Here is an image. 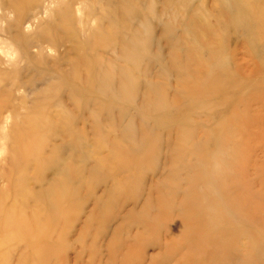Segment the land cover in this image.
Masks as SVG:
<instances>
[{
  "label": "rangeland",
  "instance_id": "obj_1",
  "mask_svg": "<svg viewBox=\"0 0 264 264\" xmlns=\"http://www.w3.org/2000/svg\"><path fill=\"white\" fill-rule=\"evenodd\" d=\"M0 203V264H264V0H0Z\"/></svg>",
  "mask_w": 264,
  "mask_h": 264
},
{
  "label": "bare ground",
  "instance_id": "obj_2",
  "mask_svg": "<svg viewBox=\"0 0 264 264\" xmlns=\"http://www.w3.org/2000/svg\"><path fill=\"white\" fill-rule=\"evenodd\" d=\"M27 125L28 126H33V125H35L34 123H31V125H30V123H27ZM25 129V131H26V134H22V139H23V142L22 143H28V138L29 137H31L30 136V134H33V130L30 128V130H29V128L28 127H25L24 128ZM20 138V137H19ZM33 138V137H32ZM46 138V137H45ZM34 139H36L35 137H34ZM38 142H40L39 140H37ZM35 143V142H34ZM39 144V143H38ZM30 145V144H29ZM31 146V145H30ZM33 147V146H32ZM26 148V147H25ZM43 148V147H42ZM41 149V148H40ZM26 150H28V149H26ZM33 150V149H32ZM31 150V151H32ZM27 153V152H26ZM37 153H39V152H37ZM18 155V154H17ZM31 155V154H30ZM33 157V156H32ZM31 159V158H30ZM22 160V159H21ZM28 161V160H27ZM30 162H31V160H30ZM27 165V164H26ZM25 168V167H24ZM24 171V170H23ZM26 171V170H25ZM22 172V171H21ZM22 176H24V175H22ZM19 181V180H18ZM22 183V182H21ZM21 186V185H20ZM19 186V187H20ZM18 187V186H17ZM67 189V188H66ZM27 191V190H26ZM25 191V192H26ZM28 192V191H27ZM62 192V191H61ZM68 192V191H67ZM27 194V193H26ZM28 194H30L29 192H28ZM1 204V203H0ZM55 204H56V202H55ZM6 212V211H5ZM8 212V211H7ZM14 214V213H13ZM13 214L11 215V216H9V217H7L6 218V222H8V223H11L13 226H22L26 231H28V234L29 233H33V232H35V231H37V225L35 224V222L36 221H34V219H30V220H28L27 219V217L24 219L23 217H21L20 219H22V220H24V222H20L19 220H18V222L16 223V222H14L13 220H12V216H13ZM7 215H8V213H7ZM15 215V214H14ZM5 216V215H4ZM30 217V216H29ZM16 218H17V216H16ZM38 220V219H37ZM38 223L40 224V221H38ZM41 225V224H40ZM39 225V226H40ZM35 226V227H34ZM39 234V233H38ZM31 235V234H30ZM30 235H29V237H30ZM32 236V235H31ZM36 236V235H35ZM38 237V236H37ZM36 237V238H37Z\"/></svg>",
  "mask_w": 264,
  "mask_h": 264
}]
</instances>
